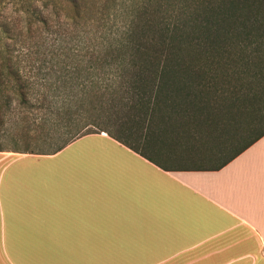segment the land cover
Instances as JSON below:
<instances>
[{"label":"trees","instance_id":"obj_1","mask_svg":"<svg viewBox=\"0 0 264 264\" xmlns=\"http://www.w3.org/2000/svg\"><path fill=\"white\" fill-rule=\"evenodd\" d=\"M59 31L78 42L89 79L65 105L41 99L32 74L58 57L46 35ZM65 107L82 112L51 115ZM104 119L145 129L95 131ZM12 124L25 137L50 126L43 138H58L51 153H21L56 154L106 132L157 164L147 154L159 152L156 129L175 126L209 137L225 164L264 136V0H0V152H10Z\"/></svg>","mask_w":264,"mask_h":264},{"label":"crops","instance_id":"obj_2","mask_svg":"<svg viewBox=\"0 0 264 264\" xmlns=\"http://www.w3.org/2000/svg\"><path fill=\"white\" fill-rule=\"evenodd\" d=\"M91 137L109 142L107 158L12 169L0 238L13 258L33 264L38 248L61 264H264V136L209 167L157 164L106 132L66 148ZM62 151L0 152L1 184L5 160Z\"/></svg>","mask_w":264,"mask_h":264},{"label":"rangeland","instance_id":"obj_3","mask_svg":"<svg viewBox=\"0 0 264 264\" xmlns=\"http://www.w3.org/2000/svg\"><path fill=\"white\" fill-rule=\"evenodd\" d=\"M13 11L14 9L10 7L9 12ZM69 40L70 39L66 38L63 31L47 34L46 48H50L51 50L58 49L59 51L56 50L54 52L58 57L48 55L46 58H42L36 63V69L32 72L33 75L34 73L37 74L38 84L41 88L39 92L41 99H54V101L59 102L61 105L68 103L69 99H81L82 95L80 93L82 90V84H88L89 80L87 78L88 74L85 71H79V68L81 69L85 66H78L80 61L83 59L84 53L80 52L79 49H76L75 46L78 45V42H71ZM81 112V110L77 109L69 111V109L65 107L64 110L55 112L54 114L51 113V115L67 119L73 113L80 114ZM108 112L111 113V117L113 114L114 116H119L116 111L112 110V112H110L108 110ZM49 114L50 113H48V115ZM40 115H42V112ZM120 122H117V120L114 122L113 120L104 119V122L98 129H95V131L106 129L113 134H118L126 130V127L127 129L136 132H141L145 129L141 122H127L126 120ZM47 127L50 128V126ZM47 127L44 129L42 126L39 127L35 124L31 127V129H29L30 136L25 137L23 135L21 136L20 129L12 124L5 129L7 137L4 139L5 143L3 144L7 150H10L8 153H11L12 156L24 154L21 152L26 150H32L40 153H51L56 147L58 138H43L44 136H42V134H47L49 130L51 133H54L52 131L53 128L49 129ZM178 130L179 129L175 128V126H164L156 129L158 132L157 134H159V140L157 142L161 144L163 151L159 150L158 153H153L151 151L149 152L150 154H147L150 156L152 155V157L154 156V159L166 165L184 167H209L218 165L227 158L228 153L226 151H216L215 147L211 145L213 143L209 142V137L199 138V134L192 137H189L190 135L178 136L176 135V133H179ZM148 131L151 132L152 129L149 127ZM172 135H175L176 138L170 139L169 137H172ZM108 143L109 142L101 140L100 138L91 137L80 140L72 146L64 149L57 157L53 158V160L37 156H27L23 158H11L9 160H5L7 163H12L8 167L10 171L8 170L9 172L6 173L4 182L2 184L0 182V192L3 193L5 191L7 183L10 180V173L12 169H15L22 164H30L33 166L32 164L39 163L37 164L39 167L37 169L44 170L47 166L54 162L74 159L91 160L92 158H96L97 154H99V158L101 159L107 158L108 154L104 153V147ZM1 168L2 167L0 165V169ZM19 251L22 252V249H19ZM5 252H7L8 256ZM49 253L50 249H46L45 255L43 249H35L33 264H61L60 259H50ZM69 261L72 260L70 259ZM0 264L27 263H22L21 259L17 257L13 258L10 249L2 247L0 238Z\"/></svg>","mask_w":264,"mask_h":264}]
</instances>
